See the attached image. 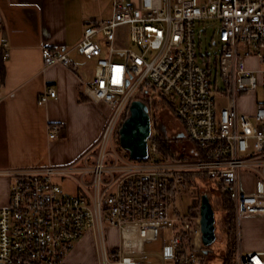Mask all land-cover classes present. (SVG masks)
<instances>
[{
    "label": "built area",
    "instance_id": "obj_1",
    "mask_svg": "<svg viewBox=\"0 0 264 264\" xmlns=\"http://www.w3.org/2000/svg\"><path fill=\"white\" fill-rule=\"evenodd\" d=\"M207 20L217 22L212 44L220 43L214 76L209 56L197 59L196 35L210 30ZM119 25L127 26L138 50L117 46ZM73 48L95 59L83 92L106 104L108 117L75 159L5 171L11 182L9 202L0 206V262L65 264L75 243L91 232L97 264H146L149 257L160 264H201L199 206L189 213L192 206L185 210L182 198L197 195V186L208 181L226 191L233 206V264H264V250L242 251L239 241L242 217H264V0H139L138 6L112 0L111 16L87 23ZM0 49L7 57L5 42ZM68 52L44 46L43 67L72 66ZM251 59L256 68H247ZM217 74L222 88L215 86ZM257 86L262 97L254 110L241 111L239 93ZM216 93L225 99L218 108ZM55 96L48 85L37 102ZM143 97L172 104L182 137L198 148L193 158L162 159L152 128L146 158L123 159L108 149L130 101ZM46 128L49 139L62 129L57 122ZM56 178L70 179L75 192ZM110 226L117 230L112 245Z\"/></svg>",
    "mask_w": 264,
    "mask_h": 264
},
{
    "label": "crops",
    "instance_id": "obj_2",
    "mask_svg": "<svg viewBox=\"0 0 264 264\" xmlns=\"http://www.w3.org/2000/svg\"><path fill=\"white\" fill-rule=\"evenodd\" d=\"M107 5L104 9L102 0H0V43L8 46L7 57L0 49V206L10 198L6 170L69 162L99 136L109 108L84 94L83 85L93 70L80 68L82 55L77 53V58L73 47L87 23L111 16V0ZM44 46L69 50L72 66L54 62L43 67ZM48 85L56 96L38 104ZM48 122L61 125L55 139L48 138ZM108 232L117 235L112 226ZM239 241L242 251L264 250V217H242ZM84 246L89 247L86 254ZM97 255L93 234L86 232L65 264H97Z\"/></svg>",
    "mask_w": 264,
    "mask_h": 264
},
{
    "label": "rangeland",
    "instance_id": "obj_3",
    "mask_svg": "<svg viewBox=\"0 0 264 264\" xmlns=\"http://www.w3.org/2000/svg\"><path fill=\"white\" fill-rule=\"evenodd\" d=\"M133 6H138L139 5V0H124ZM108 0H102V3L104 4V9H106ZM112 2V0H111ZM108 6V5H107ZM109 10L108 9L106 11ZM207 24H210V30L207 33L203 32H197L196 35V43H197V53H198V61L201 62V55L202 56H209V62L211 66H213L214 60L216 55L219 53L220 49V43L216 41L215 44H212V34L211 31H213V28L216 30L217 29V22L215 20L213 21H205ZM204 24L200 23L198 24V29L201 28ZM216 37V36H215ZM116 40H117V46L119 47H129L133 50H138V46L133 43L130 40L129 33L127 30L126 25H119L116 29ZM78 52L75 50V56L78 58ZM80 55V54H79ZM84 57V56H83ZM82 56L78 58L80 68L83 70H93L94 65H95V59H86L85 57L83 58ZM247 68H256V62L251 59L247 61ZM214 76V72H213ZM259 76V74L257 75ZM217 88H222L224 86V82L222 78L217 74L216 76V85ZM215 106L218 108L221 106L225 99L224 96H221L220 94H215ZM262 97V88L261 86H257L255 90L251 91H242L239 93L238 97V106L241 111H244L246 113H252L250 112L253 107H255V101L261 99ZM149 114L151 118V128L152 130L157 133V129L154 128V122L156 121V118L154 116L153 110L149 107ZM165 119L167 121L171 122V127H168V132L169 136L173 135L174 132L180 130L179 124H177L174 119L171 117L170 114H165ZM95 142V141H94ZM93 142V143H94ZM92 143V144H93ZM91 144V145H92ZM108 149L112 151L114 154L118 155L119 157L123 159H128L129 154L128 152L119 144L118 137L116 134L113 136V139L111 140L110 145H108ZM56 181L63 187L65 191H68L69 193H74L75 192V185L70 179H61V178H56ZM202 189L207 188L210 193V199L214 207V217H215V232H216V240L210 245V251H203V261L205 264H221V254L223 253L221 244L223 243V240L225 238V231L223 227V214L224 211L221 208V206L218 203V200L216 199V185L212 182H202L200 184ZM189 206H192L191 208L194 209V211L198 208V203H197V195H187L182 198V207L187 210ZM106 226H108L107 223H105ZM108 234V239L111 241L114 240V242H117L116 234L107 232ZM156 245V244H155ZM155 245L151 246V249H156ZM202 245V243H201ZM150 249V248H149ZM234 249V247H233ZM87 250H89L88 246H84L83 251L86 254ZM87 259V255L85 256ZM146 264H160V261L155 258V257H149L145 261ZM166 264H171V263H166Z\"/></svg>",
    "mask_w": 264,
    "mask_h": 264
},
{
    "label": "trees",
    "instance_id": "obj_4",
    "mask_svg": "<svg viewBox=\"0 0 264 264\" xmlns=\"http://www.w3.org/2000/svg\"><path fill=\"white\" fill-rule=\"evenodd\" d=\"M217 71V61L213 63V72ZM149 107L153 110L156 121L154 128L157 129L156 133V146L160 151L162 159H187L193 158L192 150H198L197 146L179 134L183 132V128L175 116V111L171 103L164 97H154L150 102L146 98H142ZM170 114L174 121L179 124L180 130L174 132L169 136L168 127H171V122L165 119V114ZM208 183V181H205ZM200 185L196 188L197 203L199 206V197L201 192H206L210 199V193L207 188L202 189ZM216 199L224 211L223 214V227L225 231V238L221 244L223 253L221 254V264H233V247L235 245V222L234 210L232 203L226 191H216ZM211 202V199H210ZM212 204V202H211ZM197 206V207H198ZM213 207V204H212ZM214 209V207H213ZM189 213H194V209L190 208ZM210 246L201 245L200 254L203 256V251H210ZM201 264H205L204 261Z\"/></svg>",
    "mask_w": 264,
    "mask_h": 264
},
{
    "label": "water",
    "instance_id": "obj_5",
    "mask_svg": "<svg viewBox=\"0 0 264 264\" xmlns=\"http://www.w3.org/2000/svg\"><path fill=\"white\" fill-rule=\"evenodd\" d=\"M128 111L118 129L119 144L128 152L129 157L146 158L147 138L151 132L149 105L140 98H134L129 103ZM199 216L201 243L210 246L216 240L215 217L209 196L204 191L199 197Z\"/></svg>",
    "mask_w": 264,
    "mask_h": 264
}]
</instances>
